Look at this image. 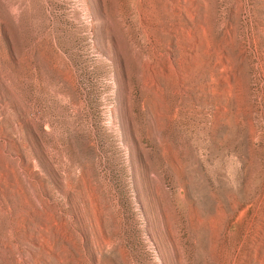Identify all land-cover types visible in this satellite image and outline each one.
<instances>
[{"label": "rangeland", "instance_id": "rangeland-1", "mask_svg": "<svg viewBox=\"0 0 264 264\" xmlns=\"http://www.w3.org/2000/svg\"><path fill=\"white\" fill-rule=\"evenodd\" d=\"M68 1L72 19L85 28L91 58L108 38L114 55L120 47L127 57L130 84L121 82L116 90L128 145L117 137L112 145L107 139L92 142L91 134L75 128L80 114L67 115L64 105L51 104L44 111L30 106L27 92L35 84L49 94L52 87L70 89L73 96L77 91L61 85L63 72L44 48L33 54L27 48L35 31L47 24L44 3L27 13V0H0V136L9 138L6 145L0 139V181L15 184L8 194L18 201L14 210H22L17 158L24 151L27 233L32 219L40 218L32 211L39 185L55 176L54 163L66 148L92 181L77 180L75 193L65 187L79 223L68 264H264V0H91L98 21L85 13L81 0ZM140 19L154 21L161 41L168 23L174 70L167 69L163 56L151 70L131 51ZM62 26L63 41L71 43L73 31ZM182 46L187 48L185 100L178 75ZM97 65L101 73L111 69ZM99 79L102 90L111 81ZM106 89L98 98L103 121L109 122L115 98ZM50 117L57 123L45 130L43 119ZM115 146L125 160L120 205L98 175L103 152L108 164L117 162ZM102 237L112 243L99 251ZM27 247V264H33L37 252ZM5 251V264H13ZM42 256L38 259L48 262Z\"/></svg>", "mask_w": 264, "mask_h": 264}, {"label": "bare ground", "instance_id": "bare-ground-1", "mask_svg": "<svg viewBox=\"0 0 264 264\" xmlns=\"http://www.w3.org/2000/svg\"><path fill=\"white\" fill-rule=\"evenodd\" d=\"M40 1H42L45 5L47 24L45 28L43 27L41 29H37L34 35L32 37L30 36L31 38L27 41V48L31 50L32 54L37 50L40 51V49L44 48V51H47L46 54H49L53 66L63 72L62 80H60L62 81L61 85L68 87L69 84L70 86H72V88L77 91V96H73L70 89L60 90L55 89L52 86L51 87L53 88V92L49 94L46 91H41L40 84H35L32 89L27 86L30 89L27 93H29L28 95L30 96V101L31 103H33L27 104H30V106L33 105L32 107H34V109L40 111H44L45 106H50L51 104H59L61 106L64 105L63 107H65L67 115L73 116L74 114H80V118L77 120L75 128L80 132H87L91 134L93 139L92 142L99 143L100 141L107 139L112 145L115 144V139L117 137V140L121 142V145H128V141L124 133V127L119 121L120 116L118 107L121 105V101H119L118 98L120 97V91L117 92L116 90V88H119L120 85L125 82H128V84H130V72L126 55L120 47H118L119 53L114 55V50L112 48V39L108 38V42L105 43L104 46H101L99 44L96 45L99 51L98 56L95 59L91 58L87 54V37L86 33H84L85 28L80 26L72 19L73 11L69 10L66 5V3L69 1L27 0V13H31L34 7L38 5ZM81 1L83 2V10L87 11H85V13H90L93 16L92 19L98 21V15H95V13H93L90 9L91 0ZM100 2H103V0H100ZM136 2L141 3V0H136ZM166 2L168 4L172 1L166 0ZM15 3L16 2H14L13 4ZM59 17H61L63 21V24H61L60 22L61 25L57 24L58 21H60L58 19ZM62 25L73 31L72 33L74 34V39L71 41V43H65V40L63 41L62 32L64 31V27ZM167 25H165L166 27L162 29L164 31L163 33L165 34V39L161 41L154 34V21L151 20L146 22L144 19H140L136 29L137 33L131 39V51L137 53L142 61H145L146 65L151 70L155 69L160 57L162 56L166 59L165 65L167 66V69L172 71L175 69V65L177 64L174 59L175 54L173 53L174 48L170 35V26ZM129 27L130 25H126V28ZM116 41L117 42H115V44L117 45L119 41L117 39ZM186 56L187 48L185 46H182L181 57L183 62L179 63L181 71L178 73V75L180 76L182 100L186 99L187 91L184 63ZM98 63H103L104 66L111 67V69L106 68V70L104 71L106 73L102 72L104 73L102 74L97 68ZM33 70H35V68ZM96 72L100 73V75L97 74V78L94 80L90 79V77L92 75H95ZM46 73H48V71ZM100 76H106L111 80L108 84H103V90L100 87L102 85L99 79ZM98 79L99 82L97 83ZM31 82L32 80L28 81V83ZM31 85L33 86V83ZM107 87L111 89V94L114 96L115 102L112 105L113 108H111L110 110V115L108 118L109 122H104L99 108L101 100L98 97L99 94L102 93ZM130 89L131 88L128 87L129 91ZM40 98L41 101H39ZM30 110L31 109H29L28 112H30ZM130 121L133 122V119L131 118ZM56 123L57 120L54 118H44L42 126L45 128V130H52L55 127ZM0 139L4 142V145H6L9 141V138H7L6 135L0 136ZM5 149L8 153L12 154L10 149L6 146ZM113 149L114 153L117 154V162L114 164H108V160L106 161L107 156L103 152L100 159L103 162L100 163L98 167V175H100V178L102 179V182L104 183L106 189L108 188V190H111V197L118 203L117 205H120L119 203L123 198L121 192V190L123 189L122 169L124 167L125 160L124 155H121L119 153V150L116 146ZM68 151V149L64 148L60 160L58 162L55 161V176L45 184L39 185L41 188V192L39 197H34L32 211L34 216L38 214L40 218L37 220L34 218L32 219V227L29 233H27V156L24 151L17 158L19 164L18 171L20 172L23 181L21 183V186L18 185L22 193V199L20 201V208H22V210H19V212H16L14 210V208L18 204V201L15 202L12 199V195L8 194L14 190L15 184L13 185L12 183H10V180L7 179L0 181V264H5V259L7 257L6 251L2 252L3 249H7V252H10L13 264H27V258L30 257V250L27 245L33 246L34 252H37L33 264H68L72 253L74 252L75 248H77V234L79 223L77 218L78 210L76 211L73 207L71 198H69L70 196L67 194L68 192L66 193L65 187H72V192L75 193L73 184L77 180H80L84 183H87V181L92 182L90 179L87 180L88 176L87 174H84V169L82 170L81 164L78 163L79 161H75L76 158L74 160V156H70ZM136 174L137 172H134L135 176ZM70 206H72L74 210H70ZM63 229H66L67 231L64 236L61 235ZM78 239L80 240V238ZM101 240L102 241L98 244L99 249L97 248L99 251H103V248L112 243L107 237H102ZM99 251L96 254L97 256L100 255ZM32 254L34 255L33 252ZM41 254L43 255L41 258L48 260V262H43L38 259ZM95 259L97 260V258ZM90 264H95V261L90 262Z\"/></svg>", "mask_w": 264, "mask_h": 264}]
</instances>
